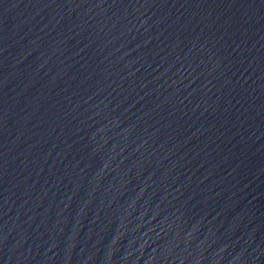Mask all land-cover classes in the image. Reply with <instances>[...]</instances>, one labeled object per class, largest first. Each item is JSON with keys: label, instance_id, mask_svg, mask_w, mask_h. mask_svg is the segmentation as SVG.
Returning <instances> with one entry per match:
<instances>
[{"label": "water", "instance_id": "obj_1", "mask_svg": "<svg viewBox=\"0 0 264 264\" xmlns=\"http://www.w3.org/2000/svg\"><path fill=\"white\" fill-rule=\"evenodd\" d=\"M0 264H264V0H0Z\"/></svg>", "mask_w": 264, "mask_h": 264}]
</instances>
